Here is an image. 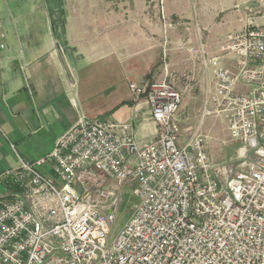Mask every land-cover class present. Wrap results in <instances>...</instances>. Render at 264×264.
Instances as JSON below:
<instances>
[{"label": "built area", "instance_id": "built-area-1", "mask_svg": "<svg viewBox=\"0 0 264 264\" xmlns=\"http://www.w3.org/2000/svg\"><path fill=\"white\" fill-rule=\"evenodd\" d=\"M245 7L244 25L205 58L215 88L203 108L251 159L214 163L198 126L179 141L188 74L146 90L130 82L146 94L156 137L139 145L129 123L80 115L48 154L4 172L0 264H264V0ZM5 38L0 18V71ZM124 199L131 209L116 228Z\"/></svg>", "mask_w": 264, "mask_h": 264}, {"label": "crops", "instance_id": "crops-1", "mask_svg": "<svg viewBox=\"0 0 264 264\" xmlns=\"http://www.w3.org/2000/svg\"><path fill=\"white\" fill-rule=\"evenodd\" d=\"M44 15L30 23L29 35L6 34L1 51L0 176L48 154L80 115L129 123L139 145L153 140L157 124L146 94L135 95L130 82L146 90L170 74H188L193 87L180 103L179 128L187 106L200 116L214 92L205 58L217 48L187 0H51ZM221 62L232 69L231 56ZM0 184L7 183L0 177Z\"/></svg>", "mask_w": 264, "mask_h": 264}, {"label": "rangeland", "instance_id": "rangeland-1", "mask_svg": "<svg viewBox=\"0 0 264 264\" xmlns=\"http://www.w3.org/2000/svg\"><path fill=\"white\" fill-rule=\"evenodd\" d=\"M51 0H0V18L3 22V29L7 34V38L15 36L18 29L24 36L29 35L26 32H32L31 24L45 19L44 9ZM230 0H187L191 12L205 23L211 35L208 40L211 41L212 47H218L220 43L225 41L227 37L236 28H241L245 23L247 9L245 4H252L253 0H247L242 5L229 7ZM231 5V4H230ZM258 23H264V18H257ZM234 29V30H233ZM237 30V29H236ZM238 87V86H237ZM193 106H187L188 118L184 119L180 126V140L187 138V127L198 126L199 133L206 139L208 153L214 163H225L232 165L234 168H241V163L248 162L251 159L252 150L248 147V151L243 152L235 150L238 148L239 142L230 138L227 122L225 119L216 114H204V108L199 114ZM205 108H211L212 102L209 98L208 104H204ZM179 109L176 113L178 118ZM89 118L88 116H85ZM182 127V128H181ZM179 140V141H180ZM5 148L6 143H4ZM244 148V146H243ZM8 149V154H9ZM19 164V163H18ZM5 192V188L0 184V195ZM131 209L130 199H124L120 206V212L115 221V227L118 228Z\"/></svg>", "mask_w": 264, "mask_h": 264}]
</instances>
